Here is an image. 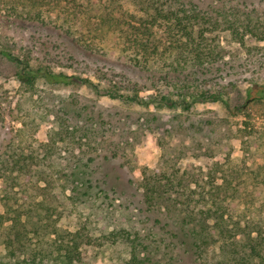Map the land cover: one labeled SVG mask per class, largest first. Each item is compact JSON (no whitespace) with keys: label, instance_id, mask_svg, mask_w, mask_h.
Returning a JSON list of instances; mask_svg holds the SVG:
<instances>
[{"label":"rangeland","instance_id":"374dc122","mask_svg":"<svg viewBox=\"0 0 264 264\" xmlns=\"http://www.w3.org/2000/svg\"><path fill=\"white\" fill-rule=\"evenodd\" d=\"M3 1L0 47L20 61L0 55V165L5 158L11 160L23 152L39 155L41 165H32L31 173L23 172L17 186L2 176L0 169V214L9 209V215L15 216L14 210L20 212L23 206L21 216L30 238L45 248L50 258L57 256L50 247L57 236L54 232L81 230L91 236V242L83 241L79 264H183L178 259L184 257L185 245L180 242L185 239L191 246V241L174 233L191 210L198 218L188 216V227L198 228L206 237L197 254H206L212 264H225L222 261L232 256L228 249H237L236 245L226 244L223 236L208 227L214 224L212 215L204 222L205 211L213 204L210 193L219 195V203L226 193L223 170L228 156L216 153V143L231 146L235 164L250 166L258 157L262 162L264 149L253 150L243 134L264 129V103L252 102L246 94L252 80L264 81V40L246 31L245 42H239L224 20L227 8L234 4L240 18L233 17L241 28L249 20L254 25L264 24V0H204L203 6L217 15L207 33L208 42L224 61L229 60L224 65L228 71L218 74L235 72L227 75L225 82H233L229 85L231 109L221 102H207L188 111L179 106L160 111L153 105L100 95L82 80L90 79L107 90L117 84L130 94L137 84L141 94H156L150 86L166 67L140 70L112 58L108 51L101 56L84 49L64 32L69 25L64 4H44L40 9L44 20L37 21L7 11ZM123 4L128 11L136 10L133 0ZM27 62L37 71L33 86L20 76L30 72ZM51 73L76 79L65 83ZM155 112L174 116L182 125L171 128L164 122H141L140 118ZM198 118L217 122L198 131L192 125ZM177 181L181 183L178 189L171 186ZM43 187L49 192L48 199L56 200L54 209H47L42 200L38 188ZM237 187L250 193L256 189L251 181ZM187 193L193 197L185 200ZM241 205L252 207L245 202ZM256 207L257 211H232L243 226L235 236L228 235L230 240L237 238L243 245L249 230H256V236L259 226L264 228V207L261 203ZM244 247L243 256L249 251ZM135 256L142 263L135 262ZM15 260L0 235V264ZM242 260L233 258L231 264H260L258 257L250 255Z\"/></svg>","mask_w":264,"mask_h":264},{"label":"trees","instance_id":"16d2710c","mask_svg":"<svg viewBox=\"0 0 264 264\" xmlns=\"http://www.w3.org/2000/svg\"><path fill=\"white\" fill-rule=\"evenodd\" d=\"M4 1L2 7H5L7 11L16 12V15L20 17L37 21L44 20L40 11L44 4H64L67 11L66 20L69 23L63 28L64 32L84 49L95 50V53L101 56L108 51L112 58L115 57L140 70L155 69L153 68L154 65L166 67L162 72H159L158 76H155L156 82L150 86L156 90V94H141V90L136 88L137 84L133 86L134 88L131 87L133 92L130 94L123 92L122 86H117V84H113L107 90L100 88L98 84L90 79L82 80L92 86L100 95L104 94L112 99L145 107L153 105L160 111L166 107L173 109L177 106L188 111L197 103L207 102H221L227 109H231L229 85H232L233 82H225L227 80L226 76L235 72L218 74L225 70L228 71L224 65L229 64V60L224 61L220 55L221 53L208 42L210 37L207 33L212 29V20L217 15H211L210 11L203 6L204 0H133L136 6L135 11H128L123 4L124 0H86V3L79 0ZM19 6L21 11L18 13ZM227 10L224 21L227 28L231 29L235 39L244 43L246 31H249L252 36L264 40L263 23L254 25L249 20L241 28L236 24L235 17H233L238 16L236 11H239V7L233 4ZM237 18L239 19L240 16ZM0 55L20 61L17 56L5 48L0 47ZM26 65L29 67L30 72L20 73L21 79L30 85H34L38 77L35 74L37 71L30 68L29 62ZM51 75L56 79L61 77L65 83H71L73 79H76V76L65 73H51ZM181 76L185 80H182ZM246 94L248 100L264 103V81L252 80L246 89ZM236 108L238 111L241 110L239 106ZM140 120L145 125L154 123L160 125L161 122L166 123V125L169 124L171 128L182 125L179 119L174 120V116L172 118L164 117L160 112H155L150 116L140 118ZM216 122L210 119L198 118L193 121L192 125L197 126L198 131H202L207 125H216ZM253 132L255 133L253 134ZM253 132L245 131V134H243L247 137L245 143L251 145L254 148L253 150L261 147L264 149V129ZM261 139L262 142H259ZM216 144L218 148L216 153L225 152L228 156L227 168L223 170L226 193L220 203L217 202L219 195L217 194L215 197L213 193H210L213 204L205 211L204 222L207 223L206 216L212 215L214 224L208 227L223 236L226 244L229 245V242H232L236 245L237 249H228L229 255H232L226 258L229 262L224 260L222 263L231 264L233 258L236 261L238 258L245 260L246 256L250 255V257H258L260 264H264V248H261L264 244V228L262 226L257 229L258 234L256 236L253 235V231L256 230H249L246 234L247 242L243 245L249 251L244 256L242 252L243 245L239 244L237 238L230 240L228 236H235L243 226L241 220H238L237 215H234L232 211H257L256 204L258 203H261L264 207V150L261 156L262 162L257 161L258 157L252 161L250 166L246 164L240 166L231 161V146L223 142ZM251 154H254V152L252 151ZM39 159L40 157L36 153L26 155L25 152L18 154L16 158L11 160L5 158L0 165V169L3 170L2 176H5L17 186L21 183L18 178L23 172L31 173L33 170L32 165H41ZM45 159V157L42 158L43 161ZM248 181L254 183L256 189H252V193L246 190L240 191L237 184L247 183ZM171 186L178 189L181 183L177 181ZM38 189L44 195L42 200L46 203L47 209H54L56 200L53 198L48 199L49 192L45 187ZM205 193H202L203 196ZM192 197V194L187 193L185 200ZM242 202L250 203L252 207H242ZM22 209L23 206H21L20 212L14 210L16 212L15 216L9 215V209L4 214H0V235L5 239L8 255L16 259L15 263L12 264L80 263L83 258V241L88 240L90 243V235L83 233L81 230L74 232L65 230L63 234L54 232L57 236L50 247L53 246L57 256L54 258L47 257V250L38 242L34 243L30 238L27 224L21 216ZM191 213L190 210L186 214V218L190 215L191 219L198 218L195 216L196 213ZM186 218L180 221L179 229L176 230L177 232L174 235L177 238H189L191 246L188 245V241L185 239L184 242H180L185 245L184 257L181 255L178 260L182 261L183 264H212L213 262L206 254H202V252L197 254L198 249L206 242L205 235L196 227L192 229L188 227L189 220ZM8 222L10 224H7ZM48 225L54 226L53 223ZM52 229L54 231V228ZM189 249L193 251L194 254L192 251L190 253L194 256L190 255ZM24 254L29 256L25 257ZM135 262L142 263L136 256ZM173 264L179 263L175 262Z\"/></svg>","mask_w":264,"mask_h":264}]
</instances>
